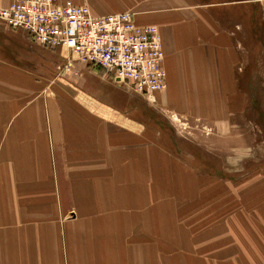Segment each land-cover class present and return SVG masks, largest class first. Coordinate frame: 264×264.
<instances>
[{"label":"crops","instance_id":"obj_1","mask_svg":"<svg viewBox=\"0 0 264 264\" xmlns=\"http://www.w3.org/2000/svg\"><path fill=\"white\" fill-rule=\"evenodd\" d=\"M70 1L156 26L164 88L139 95L64 48L33 53L24 33L0 23V264H264L235 257L264 248V233L204 257L179 218L197 199L185 192L187 169L235 181L188 160L179 126L204 120L234 134L229 122L255 89L248 76L240 90L239 40L264 41V0ZM66 59L70 71L57 75Z\"/></svg>","mask_w":264,"mask_h":264},{"label":"rangeland","instance_id":"obj_2","mask_svg":"<svg viewBox=\"0 0 264 264\" xmlns=\"http://www.w3.org/2000/svg\"><path fill=\"white\" fill-rule=\"evenodd\" d=\"M257 27L253 26L251 31ZM242 37L238 49L242 70L239 76L240 90L245 93L248 76H253L255 89L252 90V101L247 99L245 112L229 122L234 134H217L216 124L204 120L184 121L179 126L182 136L179 138L188 160L196 159L202 164L215 165L220 169L218 171L235 176V181H230L205 173L210 171L207 169H187L185 192L187 197L196 195L197 199L187 201L191 209L180 213L179 218L189 236L192 234V239L195 234L200 235L204 257L206 251L219 250L220 256L230 254V240L244 245V241L263 239L264 71L259 72L258 66L264 67V41H248ZM39 48L43 47L33 42L27 43V49L33 53ZM243 59L246 60L244 64ZM43 64L51 68L47 59L43 60ZM172 192L176 191L173 189ZM180 192H183L182 185ZM216 239L219 248L212 249L210 241ZM235 252V257L264 256V248H240ZM174 253H178V250L172 255Z\"/></svg>","mask_w":264,"mask_h":264},{"label":"built area","instance_id":"obj_3","mask_svg":"<svg viewBox=\"0 0 264 264\" xmlns=\"http://www.w3.org/2000/svg\"><path fill=\"white\" fill-rule=\"evenodd\" d=\"M3 27L49 50L64 48L83 66L99 68L139 95L164 88L162 41L156 26H138L130 11L94 16L70 0H10L0 7ZM71 61L56 74L70 71Z\"/></svg>","mask_w":264,"mask_h":264}]
</instances>
